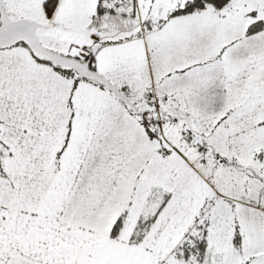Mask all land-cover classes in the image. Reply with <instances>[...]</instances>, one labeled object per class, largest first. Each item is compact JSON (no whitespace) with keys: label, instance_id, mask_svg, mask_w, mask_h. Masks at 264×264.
I'll use <instances>...</instances> for the list:
<instances>
[{"label":"snow or ice","instance_id":"1","mask_svg":"<svg viewBox=\"0 0 264 264\" xmlns=\"http://www.w3.org/2000/svg\"><path fill=\"white\" fill-rule=\"evenodd\" d=\"M0 264H264V0H0Z\"/></svg>","mask_w":264,"mask_h":264}]
</instances>
